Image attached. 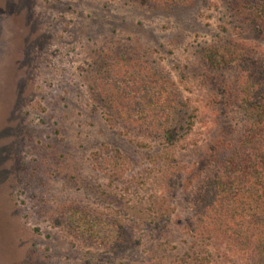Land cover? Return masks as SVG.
<instances>
[{
  "label": "rangeland",
  "instance_id": "rangeland-1",
  "mask_svg": "<svg viewBox=\"0 0 264 264\" xmlns=\"http://www.w3.org/2000/svg\"><path fill=\"white\" fill-rule=\"evenodd\" d=\"M229 2L0 0V264H180L190 249L212 264H246L234 244L196 239L181 224L180 172L239 117L221 102L235 73L211 72L205 49L233 40L264 51V33L236 21ZM132 52L154 62L195 114L176 147L110 120L93 98L97 59ZM116 153L125 163L117 175L104 166ZM85 215L103 224L91 240ZM118 218L135 242L115 249L102 242Z\"/></svg>",
  "mask_w": 264,
  "mask_h": 264
},
{
  "label": "trees",
  "instance_id": "trees-1",
  "mask_svg": "<svg viewBox=\"0 0 264 264\" xmlns=\"http://www.w3.org/2000/svg\"><path fill=\"white\" fill-rule=\"evenodd\" d=\"M138 1L171 8L194 0ZM228 9L236 21L246 19L255 32L264 33V0H230ZM203 55L211 72L235 73L232 83L223 84L221 102L226 100L227 113L239 117H232L234 122L221 130L208 156L193 163L189 171L180 172L179 185L188 202L181 224L196 239L234 244L246 255V264H264V51L231 40L210 45ZM90 75L93 98L110 120L172 147L192 131L195 114L188 110L174 82L147 57L134 52L104 55ZM180 122L183 126H178ZM104 166L117 175L125 163L116 153L104 158ZM169 209L153 210L165 217ZM85 217L86 235L91 240L103 224L99 218ZM105 224L109 226L104 228L103 245L120 249L135 242L120 218ZM178 263L212 264L209 257L193 249L179 256Z\"/></svg>",
  "mask_w": 264,
  "mask_h": 264
}]
</instances>
